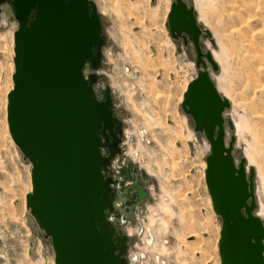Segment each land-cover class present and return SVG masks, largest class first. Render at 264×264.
Segmentation results:
<instances>
[{
  "label": "water",
  "instance_id": "water-1",
  "mask_svg": "<svg viewBox=\"0 0 264 264\" xmlns=\"http://www.w3.org/2000/svg\"><path fill=\"white\" fill-rule=\"evenodd\" d=\"M10 9L18 22L14 33V89L9 95L10 134L32 165L27 210L44 238L51 241L55 264H129L128 237L117 217L133 218L123 205L139 193V184L121 190L113 160L122 155V138L107 153L102 132L113 130L110 90L105 101L94 95L104 76L105 23L93 0H0V14ZM168 26L175 41H189L196 52L197 76L181 104L196 133L210 143L206 184L214 212L222 220L221 264H264V221L257 214L256 171L235 157V136L227 141L225 118L230 100L222 95L208 64L219 66L201 37H213L199 23L194 4L174 0ZM123 124V123H122ZM123 137V134L122 136ZM137 171V172H136ZM142 173L149 179V174ZM121 221V220H120ZM122 221V223H124Z\"/></svg>",
  "mask_w": 264,
  "mask_h": 264
},
{
  "label": "rangeland",
  "instance_id": "rangeland-1",
  "mask_svg": "<svg viewBox=\"0 0 264 264\" xmlns=\"http://www.w3.org/2000/svg\"><path fill=\"white\" fill-rule=\"evenodd\" d=\"M93 1L109 37L106 72L127 107L122 114L132 138L130 154L140 171L150 174L156 197L144 218L145 230L164 236L170 248L168 257L147 255L154 254L155 264L164 259L167 264H221L222 220L214 212L205 175L210 144L181 107L199 71L196 52L190 41L186 46L171 37L168 14L174 0ZM185 1L195 5L199 22L213 34L201 41L218 61V71L208 64L213 80L221 79L232 99L225 118L232 119L234 130L227 125V141L234 135L236 159L245 157L255 168L256 214L260 211L264 221V0ZM17 29L8 8L0 14V264H55L51 241L27 210L31 163L13 143L8 124ZM155 208L163 211L157 216L164 221L149 225Z\"/></svg>",
  "mask_w": 264,
  "mask_h": 264
},
{
  "label": "built area",
  "instance_id": "built-area-1",
  "mask_svg": "<svg viewBox=\"0 0 264 264\" xmlns=\"http://www.w3.org/2000/svg\"><path fill=\"white\" fill-rule=\"evenodd\" d=\"M107 47L104 49V64H105V67L100 71V74H102L104 76V78L102 80L98 81L94 85V95L97 97V99H103V95H104L103 92L107 91L109 89L110 93H111L112 100H113V106L116 109H118L120 111L119 114L122 115V120H123V125H124V130H123V138L124 139H123V141H122V143L120 145L121 149H122V155H117L114 158V160H113V169L122 178L120 189L121 190H125V188H129L130 186H132L135 183L134 182V178L129 173L126 172V169H125L126 166L127 165H132L133 166V171H134V167L137 168V171L138 170H142V169L138 168V166L136 164L137 162H135L134 158L130 154V147H131V145L133 143L131 141L132 138L126 132L127 125H128V120L124 119V115L122 114L127 109V107L124 106L125 102H121L119 97L117 96L118 88L116 86H114L113 75L110 76L108 74V72H106L107 71L106 69H108V67H109L108 65L110 64L109 58L106 55ZM105 81H108V84L106 86H103ZM29 168H30V165H29ZM133 174H134V172H133ZM139 174H140V172H139ZM146 191H148V193L150 192L151 195H148L146 200H143L142 202H138L137 201V205L135 206L134 213H133V209L131 208L132 214L134 215L133 218L130 217L128 219H123V218L121 219V217H119V216L117 217L118 225L122 226L123 231H124L125 234H126V232H125L126 227H128L130 225H132L133 227H138L141 224L142 220L148 214V210H149L148 207L150 205L149 203L155 202L154 200H155L156 197L154 195H152V187H150L149 184H147ZM135 193L139 196L138 192H135ZM138 196H136L137 199H138ZM124 205H123V207H127V206H124ZM124 220H125V222L122 223V221H124ZM141 232H143V230H141ZM142 234L143 233L137 234L138 236H136V237L128 236L126 234L128 237H131V238L134 239V242L128 248L127 260L129 262V264H147L146 257L144 255L142 257L140 256V259H139L138 255L137 256H133L135 261L131 260V253H133V252L137 253L138 252V249H137L138 247H136L137 243L139 242L140 245H143V242L141 241ZM154 241L155 240L153 239V242ZM135 262H137V263H135ZM163 262H164V264H167L166 259H164ZM150 264H155V262L153 261Z\"/></svg>",
  "mask_w": 264,
  "mask_h": 264
},
{
  "label": "bare ground",
  "instance_id": "bare-ground-1",
  "mask_svg": "<svg viewBox=\"0 0 264 264\" xmlns=\"http://www.w3.org/2000/svg\"><path fill=\"white\" fill-rule=\"evenodd\" d=\"M196 8V7H195ZM200 23V22H199ZM201 24V23H200ZM207 27V26H206ZM212 52V51H211ZM213 54V52H212ZM106 55L107 57L109 58V54H107V51H106ZM215 57V56H213ZM214 59H217L216 57ZM216 61V60H215ZM218 62V61H217ZM211 66V65H210ZM209 67V66H208ZM212 67V66H211ZM210 68V67H209ZM213 69V68H212ZM215 71V70H214ZM210 72V70H209ZM211 74V73H210ZM213 77V76H211ZM213 79V78H212ZM214 81V80H213ZM221 82H219L218 78L216 77V82L215 84L217 85V88L219 90V92L224 95L225 97H227L229 100H232L231 97L229 96V93L228 91L223 87V82L222 80L220 79ZM238 104H235V106H237ZM227 128V127H226ZM127 132V131H126ZM131 137V136H130ZM13 140V139H12ZM14 143V141H13ZM210 144V143H209ZM136 162V161H135ZM240 160H237V164H239ZM138 164V163H137ZM139 165V164H138ZM138 168H141V166L139 165ZM249 164H247V171L249 172L251 168H253V165L251 168H249ZM143 169V168H141ZM255 169V168H254ZM145 170V169H144ZM146 171V170H145ZM147 172V171H146ZM149 174V173H148ZM150 175V174H149ZM156 188V187H155ZM256 194H257V191H256ZM150 195V194H149ZM152 195L153 194V190H152ZM164 202V200H163ZM149 204H152V203H149ZM159 212H163L161 210H159L158 208H155L154 210L152 209L151 210V214L149 215V217L147 218V220L149 221V225H153L156 220L160 221V222H163L164 219L162 217H158L157 214ZM257 215L261 218V212L260 211H257ZM157 217V218H156ZM148 224V222H147ZM161 227H163V224H161ZM146 228V222L144 221V219L142 220L141 224L138 226V227H133L132 225L126 227L125 229V232L128 236H138L137 234H142V237H141V241L143 242V245H140L139 242L137 243L136 247H138V252L135 253H131V260L132 261H135L134 260V257L133 256H139V259H140V256L142 257L143 255L146 257V262L147 264H150L152 263V260H151V256H154V254H152L151 256L147 255L148 253L152 252V253H156V254H159L161 255L162 257H168L169 255L168 254V251L170 248H168L166 246V243L164 241V236L162 235H159V236H156L157 233L154 232L152 233L153 235H155V237L153 235H151V232H149L147 229L145 230ZM141 230H143V232H141ZM159 233L162 234V230L161 228L158 229ZM154 237V238H153ZM153 239L155 240L153 242ZM41 245L39 244V247H38V253L40 255V247ZM54 251V250H53ZM171 254V253H170ZM54 255L53 254V257H52V260L54 259ZM41 257V256H40ZM51 260V259H50ZM53 263V262H52ZM137 263V262H135Z\"/></svg>",
  "mask_w": 264,
  "mask_h": 264
},
{
  "label": "flooded vegetation",
  "instance_id": "flooded-vegetation-1",
  "mask_svg": "<svg viewBox=\"0 0 264 264\" xmlns=\"http://www.w3.org/2000/svg\"><path fill=\"white\" fill-rule=\"evenodd\" d=\"M105 99H106V96L103 99H98V100L105 101ZM122 123H123L122 115L121 114L115 115V122H114L113 130L111 132H109V131L102 132L101 131V133L103 135L102 136V146L106 149L107 153L110 151V148L115 143V141H119V140H121V138H122V141H123L124 138L121 137V136L123 134L124 125ZM125 169H126V172L129 173L134 178V182H135L136 175L133 174V166L132 165H127ZM139 179H140L139 180V184H141L142 186L147 188L146 185L148 184V182H149L148 180L149 179L142 172H140V174H139ZM141 180L143 182L140 183ZM125 189H127V188H125ZM149 194L151 195L150 192H149ZM136 196H138L136 193L133 194V197L131 199H129L127 201V203L124 205V206H127L128 208H132L133 209V213H134V210H135V206L137 205V201H138Z\"/></svg>",
  "mask_w": 264,
  "mask_h": 264
}]
</instances>
